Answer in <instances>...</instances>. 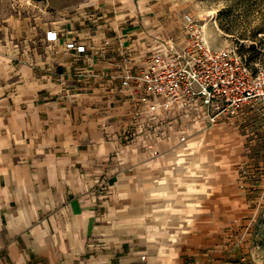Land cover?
<instances>
[{
	"label": "crops",
	"instance_id": "obj_1",
	"mask_svg": "<svg viewBox=\"0 0 264 264\" xmlns=\"http://www.w3.org/2000/svg\"><path fill=\"white\" fill-rule=\"evenodd\" d=\"M171 15L164 0H0V264H218L231 248L240 188L180 186V154L204 157L213 125L180 142L179 119L136 117L121 87L183 36Z\"/></svg>",
	"mask_w": 264,
	"mask_h": 264
},
{
	"label": "rangeland",
	"instance_id": "obj_2",
	"mask_svg": "<svg viewBox=\"0 0 264 264\" xmlns=\"http://www.w3.org/2000/svg\"><path fill=\"white\" fill-rule=\"evenodd\" d=\"M164 1L172 12L169 18L175 21L168 34L174 30L183 34L184 14L189 13L202 25L212 46L235 48L251 66L264 63V0ZM203 134L199 151L204 157L196 160L189 151L179 156L188 173L180 177V186L195 187L193 179L199 185L214 179L216 184L229 180L232 187L240 188L246 210L238 235L218 264H264V116L254 106L247 107ZM207 149L214 155L208 156Z\"/></svg>",
	"mask_w": 264,
	"mask_h": 264
},
{
	"label": "built area",
	"instance_id": "obj_3",
	"mask_svg": "<svg viewBox=\"0 0 264 264\" xmlns=\"http://www.w3.org/2000/svg\"><path fill=\"white\" fill-rule=\"evenodd\" d=\"M66 45L84 50L74 41ZM254 65L233 47L212 46L202 25L186 13L183 36L167 38L141 67L127 69L121 87L133 94L136 117L155 115L166 126L179 119L182 142L193 127L226 121L247 107L254 106L264 116V63Z\"/></svg>",
	"mask_w": 264,
	"mask_h": 264
},
{
	"label": "trees",
	"instance_id": "obj_4",
	"mask_svg": "<svg viewBox=\"0 0 264 264\" xmlns=\"http://www.w3.org/2000/svg\"><path fill=\"white\" fill-rule=\"evenodd\" d=\"M247 62L250 64V61L247 60ZM254 63H255V62H254ZM254 63H253V64H254ZM254 66H255V65H254ZM254 66H252L253 69L255 68Z\"/></svg>",
	"mask_w": 264,
	"mask_h": 264
}]
</instances>
